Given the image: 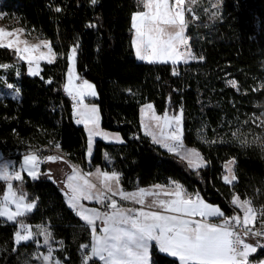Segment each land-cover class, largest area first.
Listing matches in <instances>:
<instances>
[{"label": "trees", "instance_id": "trees-1", "mask_svg": "<svg viewBox=\"0 0 264 264\" xmlns=\"http://www.w3.org/2000/svg\"><path fill=\"white\" fill-rule=\"evenodd\" d=\"M144 10L140 0H0V19L20 26L29 36L49 40L57 56L42 62L40 73H28L16 50L0 46V87L17 95L0 94V152L19 159L32 148L56 144L74 163L87 168V136L74 121V101L64 92L76 50V70L91 82L101 126L119 132L122 143H94L90 167L121 174L125 189L174 181L234 213L233 196L264 211V0H223L221 14L208 20L196 8L187 35L196 56L186 63L138 60L133 44V15ZM152 103L160 114L183 113L182 142L201 152L206 164L192 168L145 135L140 108ZM106 154L112 162L107 164ZM234 162V183L225 180V163ZM43 168L37 179L24 174L13 188L34 210L16 222L0 217V264H37L36 239L17 241L25 224L46 226L61 241L55 255L64 264H84L83 247L92 232L65 202L58 184ZM7 182L0 180V204ZM261 216V215H260ZM262 217V216H261ZM264 258V240H252ZM90 264H101L93 260ZM151 264H180L157 247Z\"/></svg>", "mask_w": 264, "mask_h": 264}, {"label": "crops", "instance_id": "crops-1", "mask_svg": "<svg viewBox=\"0 0 264 264\" xmlns=\"http://www.w3.org/2000/svg\"><path fill=\"white\" fill-rule=\"evenodd\" d=\"M145 6L147 7V4ZM76 50L72 49L69 54L70 64L71 62L76 64ZM137 51L140 52V49L136 46ZM77 78L81 85L84 84L86 93L89 94L78 96L77 92H68L65 88L64 92L77 105L75 115L79 118L78 124L83 126L87 137L92 125L101 128L99 136L94 138L89 157L85 152L87 168L83 164L70 162L57 146L49 149H29L19 159L0 152V180L7 182L3 195H6L8 189H14L13 182L21 179L24 174L32 179L39 178L45 167V174L58 184L68 207L71 211L75 210L74 214L91 229L92 240L88 245L90 253L85 256L84 264H90L93 260L101 264H151V250L154 246L160 252L177 258L180 264H239L241 261H244L242 264H260L264 261V258L250 261L234 255L229 247V230L220 223V219L226 216L224 211L203 197L202 200L186 201L185 198L190 192L181 184L169 181L125 189L119 172L101 166L91 168L90 161L95 141L102 139L106 143H122L124 140L119 132L102 128L99 107L86 100L87 97H97L96 89L89 81L82 83L80 80L85 79L79 75ZM82 98L87 106L85 111L79 114L82 110L80 102ZM175 122L168 119L166 113H158L152 103L148 102L140 108L141 129L145 135L169 152L179 155L192 168L203 167L206 161L201 152L184 145L182 139L178 142L171 135L172 131L170 133L169 129L175 128ZM164 126L169 129L163 131ZM179 146L181 149L178 148ZM185 149L196 150L199 153L198 166L193 167L189 160L183 157L181 151ZM40 158L42 165L37 166L36 162ZM105 159L107 164H111L112 159L109 154H106ZM29 163H32L35 169ZM86 170H89V173ZM13 171L15 173L10 175ZM231 181L234 182V179ZM231 181L227 182L231 183ZM104 192L120 197L123 206L102 211L101 205L106 202ZM22 196L25 201L14 200V205L11 206L12 212L7 213V217L1 215V198L2 219L16 222L20 216L34 210L36 202H30L24 195ZM232 205L246 223L260 222L264 219L249 200L240 199L235 195L232 198ZM133 211L137 212L136 216L131 215ZM24 229L29 233L23 234ZM19 233V238H16L18 242L28 239L37 240L39 247L37 264H63L61 258L55 255L56 260L52 262L45 253V249L55 241L48 227L37 226L35 230L25 224L19 229ZM247 249L251 251L252 256L256 253L257 246L249 241Z\"/></svg>", "mask_w": 264, "mask_h": 264}, {"label": "rangeland", "instance_id": "rangeland-1", "mask_svg": "<svg viewBox=\"0 0 264 264\" xmlns=\"http://www.w3.org/2000/svg\"><path fill=\"white\" fill-rule=\"evenodd\" d=\"M140 2L144 5V10L134 14L133 24V44L138 60L160 63H177L179 61L186 63L196 59L189 45V36L187 35L188 21L191 15L194 19H197L196 8H200L209 21L214 20L221 14L223 0H190L188 1V10L187 8L185 9L184 0H140ZM146 4L147 7L145 6ZM0 46H6L16 50L19 57L26 61L28 73L31 75H38L40 73L41 63L53 61L57 56L49 40L29 36L22 27L10 25L1 19ZM136 46L140 49V52L137 51L138 53L136 52ZM1 69H7V66L0 65V71ZM78 75L76 64L71 62L64 81V88L68 92L75 91L78 96H82L86 93V88L84 84L81 85L77 80ZM80 81L82 83L83 81L88 83L87 80ZM0 94L15 96L17 95V91L13 90L11 86L3 85L0 87ZM86 94L88 95L89 93ZM80 102L82 104V110L79 111V114L85 111L87 106L83 98ZM166 117L172 121H176L175 128L170 130L167 126H164L163 131L169 129L170 133L172 131L171 135L175 137V140L178 142L181 141V133L183 132V124H181L183 121L182 111H178L176 114L166 113ZM99 131H101L99 126H91L86 142V154L88 157L91 153L90 149L95 136H99ZM154 136L160 137V135L156 134ZM178 148L181 149L180 146ZM181 152L183 157H186L193 167L198 166L200 156L196 150L185 149ZM30 164L34 168L33 164ZM233 166V160L227 161L224 166L225 180L228 182L233 179L235 181ZM232 183L234 182L231 181ZM20 199L24 198L15 189H8L6 195L2 196L1 215L7 217L8 215L6 214L12 212L11 206L14 205V200ZM17 209L19 208L17 207ZM245 212L247 213L246 210ZM260 215L264 218V211ZM260 222H264V219H261ZM19 235L20 233L17 234V238H19ZM233 254L236 255L235 253ZM240 255L237 256L239 258L242 257V259H249L251 251L246 249ZM242 263L244 261H241L239 264ZM260 264H264V261Z\"/></svg>", "mask_w": 264, "mask_h": 264}, {"label": "built area", "instance_id": "built-area-1", "mask_svg": "<svg viewBox=\"0 0 264 264\" xmlns=\"http://www.w3.org/2000/svg\"><path fill=\"white\" fill-rule=\"evenodd\" d=\"M188 1L190 0H184L185 9L187 8V10ZM76 110L77 105L76 103H73L71 105V113L73 115L74 121L78 122L79 118L75 115ZM55 146L59 147L58 144H56ZM55 146L46 147L45 149L55 148ZM36 165H42V158H40L36 162ZM86 172L89 173V170H86ZM13 173H15V171H13L10 175H12ZM103 196L106 198V202L101 205L102 211H110L112 209L120 208L123 206L121 202L122 199L120 197L113 196L108 192H104ZM185 200H202V196L198 192H192L187 195ZM72 212L74 213L75 210H72ZM136 214V211L131 212V215L136 216ZM220 223L229 230V247L231 251L236 255H240L246 251L249 241L251 242L252 240H264V222L246 223L243 221V218L239 214V212L235 209L232 215H226L222 217L220 219ZM22 233L28 234L29 231L27 229H24ZM61 245L62 244L60 240H55L50 246L45 249L46 255L50 257V260L52 262L56 260L55 252L60 248ZM82 250L84 253H87V255L90 253V247L88 245H85Z\"/></svg>", "mask_w": 264, "mask_h": 264}]
</instances>
